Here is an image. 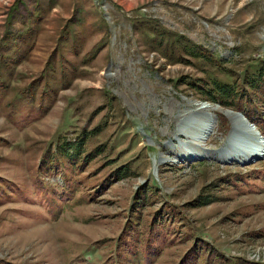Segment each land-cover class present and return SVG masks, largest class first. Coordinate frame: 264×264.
I'll list each match as a JSON object with an SVG mask.
<instances>
[{
  "label": "rangeland",
  "instance_id": "obj_1",
  "mask_svg": "<svg viewBox=\"0 0 264 264\" xmlns=\"http://www.w3.org/2000/svg\"><path fill=\"white\" fill-rule=\"evenodd\" d=\"M261 65L264 0H0V264H264V156L215 155L228 112L264 139Z\"/></svg>",
  "mask_w": 264,
  "mask_h": 264
},
{
  "label": "bare ground",
  "instance_id": "obj_2",
  "mask_svg": "<svg viewBox=\"0 0 264 264\" xmlns=\"http://www.w3.org/2000/svg\"><path fill=\"white\" fill-rule=\"evenodd\" d=\"M203 108L196 110L194 113L184 116L178 123V132L183 133L189 131L191 133L190 144L199 147L206 142L215 130V123L209 114L204 115L203 121H198V116H202ZM193 115V116H192ZM231 121V131L227 136L224 145L221 149L215 152L219 160H226L225 162H248L252 159H258L264 156V139L255 133L253 124L246 123L242 116L233 113H226ZM256 134L261 137L260 139ZM263 140V141H262ZM189 142V141H188ZM189 144V143H188ZM252 146H255L254 148ZM205 153H201L196 149H190L186 152V157L192 160L204 159ZM239 158H236L238 157ZM225 157V159H224ZM261 157V158H262ZM221 158V159H220Z\"/></svg>",
  "mask_w": 264,
  "mask_h": 264
},
{
  "label": "trees",
  "instance_id": "obj_3",
  "mask_svg": "<svg viewBox=\"0 0 264 264\" xmlns=\"http://www.w3.org/2000/svg\"><path fill=\"white\" fill-rule=\"evenodd\" d=\"M167 33L164 32L163 34L160 33L161 38L167 37ZM159 45H162V39L158 41ZM169 45H171L173 48L178 45H181L182 49L185 52H189L191 55H195L198 57H204V59H208V52H196L193 48L195 45L189 44V42L184 39L183 37L179 36L176 37ZM166 49V48H164ZM211 56V55H210ZM220 59V58H219ZM248 83L250 85V88L253 90H264V65H261L258 69V72L256 73L255 77H251L248 79ZM209 82V83H208ZM208 87H199L200 92L209 100L219 103L223 106H236L237 104V98L240 99H246V94L241 93L239 91V87L235 85L233 82L230 83L229 81H221L220 79H217L215 77H212L209 81H207ZM249 98V96H248ZM262 103L264 105V96L262 98ZM247 100V99H246ZM239 104V102H238ZM203 202V201H202ZM201 202V203H202ZM206 203V202H205ZM204 202L202 204H205Z\"/></svg>",
  "mask_w": 264,
  "mask_h": 264
},
{
  "label": "water",
  "instance_id": "obj_4",
  "mask_svg": "<svg viewBox=\"0 0 264 264\" xmlns=\"http://www.w3.org/2000/svg\"><path fill=\"white\" fill-rule=\"evenodd\" d=\"M235 114H237L238 116H242V118L244 119V120H246L244 117H243V115L241 114V113H235ZM246 123H249L247 120H246ZM250 125H252V123H249Z\"/></svg>",
  "mask_w": 264,
  "mask_h": 264
}]
</instances>
